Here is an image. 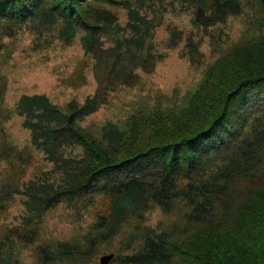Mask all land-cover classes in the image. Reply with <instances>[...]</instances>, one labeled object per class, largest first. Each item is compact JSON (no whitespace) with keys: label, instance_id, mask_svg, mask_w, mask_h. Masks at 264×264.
<instances>
[{"label":"trees","instance_id":"16d2710c","mask_svg":"<svg viewBox=\"0 0 264 264\" xmlns=\"http://www.w3.org/2000/svg\"><path fill=\"white\" fill-rule=\"evenodd\" d=\"M162 1L161 13L146 18L140 15L143 0H0V32L4 24L36 21L63 46L77 38L93 72L101 71L99 78L93 75L94 92L80 104L58 108L42 93L17 98L14 111L29 145L57 178L42 171L17 186L8 177L0 181V215L16 196L22 206L21 229L4 234L0 249L33 242L40 218L59 202L85 208L102 196L106 210L88 234L37 247L41 264H84L129 221L110 264H264V0ZM173 5L189 10L200 30L248 7L253 38L221 51L180 110H137L122 125L105 123L92 135L78 122L95 114L120 83L137 81L138 70L151 74L161 60L151 40ZM116 9L126 14L123 26ZM186 46L196 48L190 38ZM5 87L3 80L0 103ZM1 145L0 160L8 166L30 162L31 155L10 142ZM177 198L192 207L189 223L159 232L144 226L149 202L167 210ZM0 264H7L1 256Z\"/></svg>","mask_w":264,"mask_h":264},{"label":"rangeland","instance_id":"374dc122","mask_svg":"<svg viewBox=\"0 0 264 264\" xmlns=\"http://www.w3.org/2000/svg\"><path fill=\"white\" fill-rule=\"evenodd\" d=\"M128 1L137 4L139 0ZM143 2L140 15L146 18L151 17L152 11L160 12V2L161 5L165 3L162 0ZM118 13L119 25L123 26L126 14L122 10ZM161 18L151 40V45L153 44L156 54L162 57L161 60L156 63L151 74L145 75L138 70L137 81L120 83L114 91L108 93L105 104L95 114L78 122L92 135H97L99 128L105 123L122 125L125 118L137 110H146L148 113L152 110H180L185 106L189 91L206 66L221 51L231 44L253 38L248 24L253 18L252 11L245 6L238 16L228 17L224 24L206 30L194 28L189 10L178 5L167 6ZM188 38L191 43L196 44V48L186 46ZM72 41L70 46L59 44L53 32L45 28L39 29L36 21L15 27L4 24L0 32V82L5 80L6 87L0 103V148L2 143L8 141L14 150L30 154L31 160L24 166H8L4 160H0V181L8 177L17 186L27 183L30 176L42 171L57 178L52 164L44 161L40 151L29 145L28 132L21 128L20 118L14 110L20 94L42 93L58 108H63L69 101L80 104L92 95L96 86L93 75L99 78L101 71L93 72L92 60L83 55L77 38ZM35 43L40 47L34 48ZM77 70H80L79 75ZM75 153L77 151L74 149L70 152L71 155ZM74 203L61 201L46 211L40 218L35 230L36 237L30 244L13 243L11 250L0 249V256L5 259V263L41 264L37 257V247L58 241L71 242L74 238L87 235L95 216L106 210V200L102 196L92 197L91 205L86 206V209L82 208L80 202L77 205ZM149 203L144 217L146 228L159 232L169 224L189 223L187 217L192 207L180 199L173 201L167 210ZM21 213L20 197L16 196L7 203L0 215V241L9 230L17 232L21 229ZM131 226L132 221H129L110 242L100 243L90 261H85L84 264H96L99 257L112 253ZM89 233H93L91 228ZM57 264L72 263L63 261Z\"/></svg>","mask_w":264,"mask_h":264},{"label":"water","instance_id":"95a60500","mask_svg":"<svg viewBox=\"0 0 264 264\" xmlns=\"http://www.w3.org/2000/svg\"><path fill=\"white\" fill-rule=\"evenodd\" d=\"M112 257H113V254L108 253V254H105L99 257L97 262L98 264H108L111 261Z\"/></svg>","mask_w":264,"mask_h":264},{"label":"flooded vegetation","instance_id":"af4514ba","mask_svg":"<svg viewBox=\"0 0 264 264\" xmlns=\"http://www.w3.org/2000/svg\"><path fill=\"white\" fill-rule=\"evenodd\" d=\"M96 264H98V262Z\"/></svg>","mask_w":264,"mask_h":264}]
</instances>
